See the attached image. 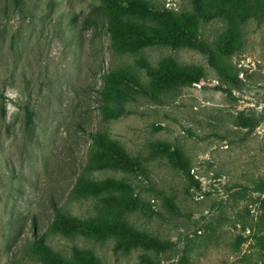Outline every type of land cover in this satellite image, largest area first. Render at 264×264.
<instances>
[{
	"label": "rangeland",
	"instance_id": "1",
	"mask_svg": "<svg viewBox=\"0 0 264 264\" xmlns=\"http://www.w3.org/2000/svg\"><path fill=\"white\" fill-rule=\"evenodd\" d=\"M145 1L154 12L192 8V0ZM204 4L223 16L201 26L199 42L122 53L105 30L104 0H24L19 8L0 0V264H41L24 253L41 235L68 259L76 246L98 264H182L183 255L189 264H264V0ZM138 58L202 78L160 101L105 102L99 90L111 70L147 83ZM103 104L128 112L104 120ZM96 131L143 169L89 171ZM83 173L129 187L108 205L75 199ZM56 209L102 216L106 227L52 234Z\"/></svg>",
	"mask_w": 264,
	"mask_h": 264
},
{
	"label": "trees",
	"instance_id": "2",
	"mask_svg": "<svg viewBox=\"0 0 264 264\" xmlns=\"http://www.w3.org/2000/svg\"><path fill=\"white\" fill-rule=\"evenodd\" d=\"M107 10L105 30L111 46L122 53H134L149 46H164L176 49L181 46V39L187 38L193 43L198 41L201 26L223 16L219 7H206L204 0H192L189 11L174 12L170 9L154 12L145 0H104ZM24 0H11L14 8L23 5ZM136 66L144 70L148 76L143 83L136 75L125 70H111L103 75V85L99 90L105 102L137 101L146 98L160 101L168 90L184 83H198L202 75L187 73L175 63L168 67L155 68L144 58L136 60ZM1 97V95H0ZM102 118L116 119L128 112L127 109L114 108L110 104L100 106ZM33 113L27 111L25 125L30 127ZM156 129H161L157 126ZM91 147L88 154L89 171H141L143 164L140 159L132 157L117 142L107 138L102 132H90ZM166 148H169L166 145ZM129 187V184L115 178L96 180L86 174H80L72 188L75 199L98 200L108 205L116 201L115 193ZM171 202L170 200H167ZM106 227V219L102 216L79 218L62 209L55 210V216L49 225L52 234L72 237L76 234H98ZM142 238L155 242L154 238L140 234ZM24 253L41 264H98L97 258L90 251L72 247L71 258H67L54 250L45 235L35 237L24 249ZM182 264H189L183 255Z\"/></svg>",
	"mask_w": 264,
	"mask_h": 264
}]
</instances>
